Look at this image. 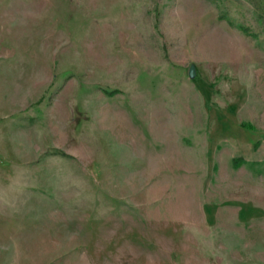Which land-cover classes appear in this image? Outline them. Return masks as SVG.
I'll use <instances>...</instances> for the list:
<instances>
[{
    "label": "rangeland",
    "instance_id": "obj_1",
    "mask_svg": "<svg viewBox=\"0 0 264 264\" xmlns=\"http://www.w3.org/2000/svg\"><path fill=\"white\" fill-rule=\"evenodd\" d=\"M0 264H264V0H0Z\"/></svg>",
    "mask_w": 264,
    "mask_h": 264
},
{
    "label": "water",
    "instance_id": "obj_2",
    "mask_svg": "<svg viewBox=\"0 0 264 264\" xmlns=\"http://www.w3.org/2000/svg\"><path fill=\"white\" fill-rule=\"evenodd\" d=\"M196 74V67L194 64H191L189 67V76L194 77Z\"/></svg>",
    "mask_w": 264,
    "mask_h": 264
}]
</instances>
